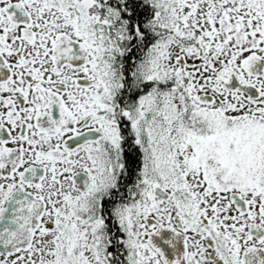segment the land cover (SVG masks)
Returning a JSON list of instances; mask_svg holds the SVG:
<instances>
[{"label":"snow or ice","instance_id":"6c2138e0","mask_svg":"<svg viewBox=\"0 0 264 264\" xmlns=\"http://www.w3.org/2000/svg\"><path fill=\"white\" fill-rule=\"evenodd\" d=\"M0 264H264V0H0Z\"/></svg>","mask_w":264,"mask_h":264}]
</instances>
